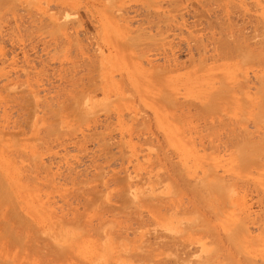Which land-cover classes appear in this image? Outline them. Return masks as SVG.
Here are the masks:
<instances>
[{
  "label": "rangeland",
  "instance_id": "rangeland-1",
  "mask_svg": "<svg viewBox=\"0 0 264 264\" xmlns=\"http://www.w3.org/2000/svg\"><path fill=\"white\" fill-rule=\"evenodd\" d=\"M178 1L174 12L173 0H0V264H47L41 254L48 264H222L220 241L238 226L236 244L260 263L264 173L236 179L241 188L222 205L176 182L178 173L190 188L232 178L212 133L226 141L255 117L254 99L240 93L220 100L234 112L213 110L211 95L236 63L199 66L189 47L208 44L203 29L217 19L206 0ZM221 4L264 13V0ZM170 64L163 99L167 81L152 71ZM245 64L235 67L238 84L244 71L248 81L254 67L264 71Z\"/></svg>",
  "mask_w": 264,
  "mask_h": 264
},
{
  "label": "bare ground",
  "instance_id": "bare-ground-1",
  "mask_svg": "<svg viewBox=\"0 0 264 264\" xmlns=\"http://www.w3.org/2000/svg\"><path fill=\"white\" fill-rule=\"evenodd\" d=\"M203 3H200V5L201 4L203 5ZM221 3H222V0H206V3H204V5H203V7L206 8V13L208 14V16H212L213 18L215 17L217 19V23L211 24L208 27L206 26L203 29L204 31H208L210 34L208 44H206L205 46H202L201 49H199L198 44H195V46L189 47V51L197 52V61L200 63L199 66L203 65L208 60L212 61V64L215 66L214 68H216V70L221 69V68H224V70H226L227 67L229 69H231V68L235 69V67L238 65L239 66L246 65L245 62H247V61H250V63L254 62L256 64H260L259 66H261V64H264V13L261 12V15L259 14L260 16H258L257 18L255 16H251V15H249V17H248L245 15V12L236 11L237 10L236 8L234 9V8L229 7L230 9H228V6L226 4H221ZM173 4L175 7L174 12H178L177 8H178L179 1L173 0ZM201 24L202 23H200V25ZM206 55H207V57H205ZM201 62L202 63L204 62V63L202 64ZM239 62H241L243 64L241 65V63H239ZM174 63H175V61H174ZM235 63H236L235 67H231V68L229 67L230 65H235ZM172 65L174 66L175 64H172ZM248 65H251V64H248ZM251 66H254V65H251ZM256 66H258V65H256ZM170 67H171V64L168 65V68H166V67L161 68L160 72L162 73V75H160L161 73L157 70H154L155 72L152 71V73L156 74V72H157V74L159 76L164 77V76L168 75L167 73L169 72ZM202 67L204 68V65ZM256 68L254 67V72H252L251 79L249 81H248L249 75H247L248 72L244 73L245 72L244 71L243 74L241 72L240 75L242 74L241 75L242 81L240 82V84H238L239 83L238 76L235 73L236 69L235 70L232 69V71H234V73H235V74L233 73L234 76L232 74H230L229 72L228 73L230 75H228L226 72L225 74H227V75L224 76V78H223V79H225V80H223L225 82L222 83V81H221L220 84L222 83V85H219V88L214 90L213 94L211 95L210 101L211 102L213 101V103H214L213 110L218 109V111H220V112H223V110L225 109V108H222L223 110L222 111L220 110L221 109L220 100H222L221 99L222 97H226V98L231 97V99H232V98H236L234 96L236 93H240L242 98L245 97L243 99L246 101V103H249L248 99H250V100L254 99L253 101H251L249 103V105L251 107V113L255 114L254 115L255 117H254V120L252 122V128H251L252 130L248 129L247 126L241 125V127L237 128V130L239 129L238 131L232 130L231 133L228 131L231 135L225 134V135H227V138L225 139L226 141L223 140L224 142L223 141L221 142L222 138H220L219 135H217L218 130H217V134H214L211 132L213 135H216V138H215L216 142L213 141V144L215 143L214 148L218 151V152H216V156L217 157L219 156V153H220L219 150L221 148H223L222 149L223 153H225V154L227 153L226 156L229 159V165L231 167V171H228V172L231 175H233V177L231 175H227V176L232 177V178H230L228 180L226 177L224 178L222 176L213 175L214 177L211 181H208V178H202L200 180L201 182H198L196 185H194L190 188L187 186L188 183H186L188 181L179 177L180 176L179 173L177 174L178 179L176 182H181V183L185 184L183 186L185 188L189 189V193L193 197H196V196L199 197L200 196L202 198V196H203L204 199L203 198L202 199L204 201L205 200L210 201L211 199H215L214 201H217V202H220V204L221 203L223 204L226 201V199L228 198L229 192L234 193L235 190H238L239 188H241L238 185V183H239L238 180H242V179L246 180L249 177H257L259 179V178H261V176L264 173V123H263L264 122V116H262V115H264V71H261V72L257 71L256 72V70H257ZM205 69H207V68H205ZM224 70H222V71H224ZM262 70H264V69L262 68ZM165 71H167V72H165ZM208 71H209V69L204 73H206V75H207ZM218 71H220V70H217V72ZM152 73L148 72V74H149V76L147 75L148 78L146 75L144 76L145 81L149 80V77ZM230 76H233V77H230ZM166 77L171 78L170 76H166ZM216 77H218V76H216ZM219 77H218V80H219ZM222 77H223V75H222ZM157 78L158 77L156 75V78H153V79L157 80ZM167 78H165V77L161 78L160 77V82H161L160 84L164 83L163 81H161V79H163L165 82L167 81L166 83H164L162 85V87L166 86L165 89L167 88V92L169 93V95H167V92H165L164 88H162V90L164 92L162 91L160 93L163 96V97H161L163 99H167V98L169 99L170 95H171L170 90L168 91V89L172 87L173 82L168 83ZM153 79L149 80V82H147V83L148 84L151 83L152 89L156 90L158 88V90H159L160 89L159 87L153 86L154 83L151 82V81H153ZM170 80L171 79H169V81ZM172 81H173V79H172ZM167 83H168V85H167ZM249 83L251 84V88L249 87ZM169 84L171 85V87H168ZM157 85H159V83ZM159 86L161 87V85H159ZM249 90H253L254 93L249 92ZM151 91H153V90H151ZM31 95H32V93H31ZM33 95H35V94H33ZM28 96H30V95L28 94ZM32 96H31V98H32ZM70 96H68V98L74 97V95H70ZM75 97L78 98V96H75ZM33 98H35V97L33 96ZM33 98H32V101H33ZM61 99H63V98H61ZM223 99H225V98H223ZM63 100H65V97ZM72 100H74V99H71V101ZM64 103H67V100L64 101ZM68 103H70V102H68ZM235 103L236 102H233V104H235ZM37 104H38V102H37ZM49 105H52V104H49ZM210 105H213V104L210 103ZM71 107H72V105H71ZM55 108L57 109V106H55ZM62 108H64V107H62ZM72 108H74V107H72ZM234 109L235 108H231V110H233L232 112L235 111ZM61 110L62 109H60L59 111L57 110L58 113H60ZM65 110H67V109H65ZM231 110L228 111L227 109H225L224 111H228V113H230ZM258 111L260 112L259 114H258ZM54 113H57V112H53V114ZM228 113H225V115ZM53 114H52V116H53L52 118H54L56 115H57L56 118L58 117V114H55V115H53ZM228 115H231V114H228ZM257 115H260V116H257ZM223 116H224V112H223ZM233 116H236V115H233ZM226 117H228V116H226ZM29 119H30V117H29ZM30 120H32V119H30ZM50 127L52 129H54L51 125H50ZM219 132H221L220 129H219ZM249 169H254V171L249 170ZM223 173H225V171H223ZM223 173H222V175H224ZM179 178L181 179V181L179 180ZM236 179H238V180H236ZM122 181L124 182L123 179H122ZM131 196H133V195H131ZM122 198L124 201L123 204H126V202L131 201V200H128L127 197H125L124 195ZM193 199H196V198H193ZM197 200L201 201L199 199H197ZM153 201L154 202H161V201H163V198L162 197H155L153 199ZM217 202H216V204H217ZM196 206H197V202H196L195 207ZM217 206H218V204H217ZM217 206L215 205L214 207L216 208ZM192 207H193L194 211H192V209H191V212L196 213L197 212L196 209L198 208V206L196 208H194V206H192ZM206 207L209 208V206L205 204V206H203V208L206 209ZM211 208L209 210H211ZM206 210H208V209H206ZM195 220L198 221L199 219L196 218ZM199 221H202L201 224H203V225H201V226H204L206 224L204 219L201 220V218H200ZM195 224L197 225V223H195ZM192 225H194V224L192 223ZM187 226H189V225H187ZM263 226L264 225L262 223V228H263ZM262 228H260V229L262 230ZM242 229H243L242 226L235 227L233 234H230V236L225 235L224 238H222L223 240L220 241V245L222 246L221 248H222V251L224 253V254L220 255L221 258L223 259L221 261V262H223L222 264H240L241 262H244L245 264H264V257L261 259V261L259 263L253 258L255 256L250 257V255L248 254V251L245 250V247H244L245 251L242 250L243 249V246L241 244L242 242L236 244L238 238L241 236V234L243 232ZM246 231H247V229H246ZM261 235L263 236V234H261ZM106 236L107 235L104 234V238H106ZM170 239L171 238H169V240ZM112 243H113V240H106L105 245L102 246L103 250H110L112 247ZM215 244L217 245V243H215ZM233 246L235 248L234 249L235 253L239 254V251H240L242 258L239 257L237 259V255H235V257L233 256V254L230 252L232 250ZM31 249H32L31 245H28L27 250H29V252H30ZM24 250H25V248H24ZM215 250H218V248ZM244 256H246V257H244ZM38 257H39V260L41 263L46 262L48 264V262H49V260L47 259L48 255L44 256L41 254V255H38Z\"/></svg>",
  "mask_w": 264,
  "mask_h": 264
}]
</instances>
